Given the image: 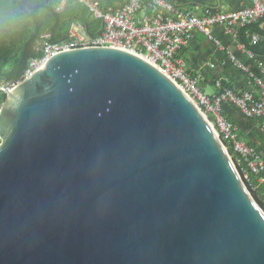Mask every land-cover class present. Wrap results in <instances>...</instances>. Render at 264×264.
Returning a JSON list of instances; mask_svg holds the SVG:
<instances>
[{"label":"water","instance_id":"obj_1","mask_svg":"<svg viewBox=\"0 0 264 264\" xmlns=\"http://www.w3.org/2000/svg\"><path fill=\"white\" fill-rule=\"evenodd\" d=\"M4 89L0 264H264V209L157 68L88 48Z\"/></svg>","mask_w":264,"mask_h":264},{"label":"built area","instance_id":"obj_2","mask_svg":"<svg viewBox=\"0 0 264 264\" xmlns=\"http://www.w3.org/2000/svg\"><path fill=\"white\" fill-rule=\"evenodd\" d=\"M71 1L85 5L94 19L103 22L102 36L91 37L83 23L73 22L69 28L68 41L61 44L45 43L42 57L30 62L17 84L33 77L54 56L61 53L109 48L138 56L171 79L196 103L229 153L232 150L238 157L234 163L246 187L252 192L257 191L252 178H258L259 184H264L263 157L241 139L239 128L225 117L223 109L225 104H231L249 120L263 121L261 129L264 132V81H257L256 91L239 94L227 89L221 96L211 98L202 92L199 81L187 74L179 59L181 52L191 45L197 34L205 35L222 48L214 35V30L219 27H224L236 42H240L241 29L264 20V0H251V8L235 13L208 9L202 17L183 12L165 0H129L124 8L115 12H103L94 0H64L62 8ZM263 39L262 36L255 35L253 42L258 44ZM229 55L240 70L253 76L232 53ZM4 86V83L0 85V92L6 95ZM218 87L223 89L224 85L219 83Z\"/></svg>","mask_w":264,"mask_h":264},{"label":"trees","instance_id":"obj_3","mask_svg":"<svg viewBox=\"0 0 264 264\" xmlns=\"http://www.w3.org/2000/svg\"><path fill=\"white\" fill-rule=\"evenodd\" d=\"M24 1L34 6L32 10L26 8ZM63 1L0 0V85L8 82L17 83L30 62L42 57V51H39L40 46L45 43L61 44L68 41V31L73 22H81L88 26L90 34L94 37L103 31V22L94 20L85 5L71 1L61 8ZM94 1L103 12H115L124 8L129 0ZM255 35L264 37V20L240 30L241 44L259 55V50L252 46ZM14 61L17 64L7 71ZM6 99V95L1 93L0 111ZM241 139L243 140L242 136ZM230 155L236 163L238 157L233 154L232 150ZM258 180V178H252L257 191H251V194L264 209V184H259Z\"/></svg>","mask_w":264,"mask_h":264},{"label":"crops","instance_id":"obj_4","mask_svg":"<svg viewBox=\"0 0 264 264\" xmlns=\"http://www.w3.org/2000/svg\"><path fill=\"white\" fill-rule=\"evenodd\" d=\"M165 1L176 5L183 12L198 17L204 16L208 9L221 13H235L252 7L251 0ZM24 3H26L28 10H32L34 7L28 1H24ZM214 35L222 48L211 42L205 35L197 34L191 45L181 52L179 59L183 62L187 74L198 80L202 92L211 98L221 96L223 91L227 89L234 90L239 94L246 91H256L257 81H264V39L258 44L252 42V46L259 50V55H257L249 51L241 42H236L224 27L216 28ZM95 37H98V35ZM42 49L43 46H40L39 51H42ZM229 53H232L241 64L246 66L253 76L240 70L232 61ZM16 64L17 62L14 61L7 68V71L11 70ZM219 83L224 85L223 89L218 87ZM223 109L225 117L239 128L244 142L256 148L264 159V132L261 130L263 121L249 120L231 104H225Z\"/></svg>","mask_w":264,"mask_h":264},{"label":"rangeland","instance_id":"obj_5","mask_svg":"<svg viewBox=\"0 0 264 264\" xmlns=\"http://www.w3.org/2000/svg\"><path fill=\"white\" fill-rule=\"evenodd\" d=\"M0 94H1V92H0ZM249 190V189H248ZM250 191V193H251V190H249Z\"/></svg>","mask_w":264,"mask_h":264}]
</instances>
